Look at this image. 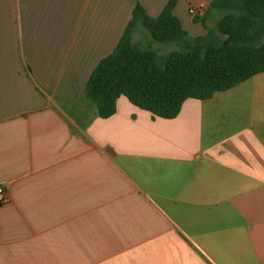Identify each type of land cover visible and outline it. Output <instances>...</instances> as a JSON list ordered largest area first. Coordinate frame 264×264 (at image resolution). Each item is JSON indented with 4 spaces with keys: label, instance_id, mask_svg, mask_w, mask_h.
<instances>
[{
    "label": "crops",
    "instance_id": "crops-1",
    "mask_svg": "<svg viewBox=\"0 0 264 264\" xmlns=\"http://www.w3.org/2000/svg\"><path fill=\"white\" fill-rule=\"evenodd\" d=\"M137 2L0 0V264H264V71L173 118L85 96Z\"/></svg>",
    "mask_w": 264,
    "mask_h": 264
},
{
    "label": "trees",
    "instance_id": "trees-1",
    "mask_svg": "<svg viewBox=\"0 0 264 264\" xmlns=\"http://www.w3.org/2000/svg\"><path fill=\"white\" fill-rule=\"evenodd\" d=\"M177 0H167L161 11L149 15L136 3L111 52L93 67L85 96L105 118L124 95L153 116L173 118L189 97L209 98L264 71V0H209L192 19L206 29L191 36L174 15ZM216 14L213 26L206 19ZM144 28L159 43L176 48L159 55L150 45L133 42V32Z\"/></svg>",
    "mask_w": 264,
    "mask_h": 264
},
{
    "label": "rangeland",
    "instance_id": "rangeland-1",
    "mask_svg": "<svg viewBox=\"0 0 264 264\" xmlns=\"http://www.w3.org/2000/svg\"><path fill=\"white\" fill-rule=\"evenodd\" d=\"M137 41L140 45V47L145 48L147 46H151L159 55H163L164 53L169 52L170 50H173L176 48V46L173 43H159L153 41L150 36L148 37L146 35L137 34Z\"/></svg>",
    "mask_w": 264,
    "mask_h": 264
},
{
    "label": "built area",
    "instance_id": "built-area-1",
    "mask_svg": "<svg viewBox=\"0 0 264 264\" xmlns=\"http://www.w3.org/2000/svg\"><path fill=\"white\" fill-rule=\"evenodd\" d=\"M192 14H201L202 10L198 8H190ZM11 200V195L6 186L0 184V206L8 203Z\"/></svg>",
    "mask_w": 264,
    "mask_h": 264
}]
</instances>
